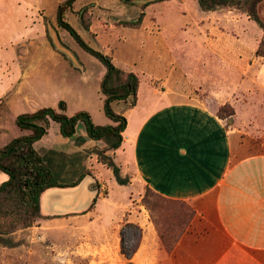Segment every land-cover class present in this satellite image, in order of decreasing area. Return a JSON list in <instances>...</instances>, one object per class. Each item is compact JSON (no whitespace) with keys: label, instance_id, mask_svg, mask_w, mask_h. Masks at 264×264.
Here are the masks:
<instances>
[{"label":"crops","instance_id":"crops-1","mask_svg":"<svg viewBox=\"0 0 264 264\" xmlns=\"http://www.w3.org/2000/svg\"><path fill=\"white\" fill-rule=\"evenodd\" d=\"M15 1L18 2L10 5L7 15L27 17L31 15L28 12L33 14L28 4L35 0ZM102 1L103 3L101 0L91 1L96 6L90 10L92 24L88 32L96 40L108 31L113 32L105 42L104 53L111 55L114 63L125 70L152 74L155 78L163 79L165 84L173 80L170 88H154V92L159 94L155 103L147 104L142 101L143 80L135 106L130 107L129 100L113 103L115 107L123 102L122 107L115 110L124 114L128 120L127 127L122 132L124 142L120 148L110 152L124 174L131 176L130 186H121L131 188L137 183L142 188L148 185L166 197L187 201L196 210L174 250L168 252L163 247L162 254L166 255L169 264H264V132L261 140L256 139L253 133L254 126H257V114L262 113L264 116V57L256 54L263 33L250 25L251 34H255L259 41L250 44L244 51L241 47L243 44L239 45L242 43L241 39L236 36V50L241 48V54L233 59V63L243 66V73H239L240 68L236 73L237 79L243 82L242 86L225 89L218 74L215 86L209 87L205 83L209 78L203 76L202 65L209 63L212 58L217 61L221 58L225 62L224 56L227 53L212 34L223 32L220 25L225 16L239 15L235 8L225 6L204 10L199 5L196 11L186 13L184 7L188 6V0H164L157 2L158 6L177 5L168 16H164L160 9H155L153 3L143 10L139 3L127 4L121 0H110L116 7L121 4L123 8L129 5L137 9L135 13L124 9L117 15L116 11L112 14L109 11V0H105L109 4ZM8 2L10 0H0V7ZM193 2L196 4V0ZM82 5L84 4L78 5L76 0L73 7L65 12V18L68 20V15L74 14ZM142 11L145 16L140 27L118 24L120 20L136 19ZM177 14H189L191 24L192 21H200V27L206 33L198 47L192 45L196 51L195 56L198 57L186 58V65H182L174 55L175 52H171L170 42L161 34L164 25L159 26L161 17L170 19ZM27 20L19 24H26ZM37 20L41 25L39 18ZM235 20L239 27V21L243 25L253 21L246 13H240V19ZM28 22L33 23V20L29 19ZM174 26L176 25L171 22L165 29L171 32L174 31ZM191 26L192 30L194 26ZM242 34L245 35L246 32L242 30ZM251 34L247 33L246 36L252 38ZM124 47L136 49L138 58L124 61ZM53 56L60 58L55 53ZM151 57L156 59L153 64L149 60ZM196 59L200 68L193 67L197 65V61H193ZM136 62L139 69L131 67L136 66ZM162 65L165 68H161ZM173 73L180 78L173 77ZM176 79L181 81L182 87L174 86L177 84ZM226 94L242 96L244 99L234 96L221 101L217 98ZM201 95H207L213 100L216 97L218 105L229 103L235 113L227 118H220L216 108L201 98ZM164 98L167 103L162 106L159 102ZM245 111L249 114L244 115ZM111 123L116 125L115 121ZM133 123L135 128L132 127ZM83 136L87 137V132ZM39 141L35 143V147ZM104 145L103 142L102 146ZM90 165V170L94 173L86 176L80 185L54 187L44 191L41 197V212L44 216L66 217L91 211L89 208L95 195L94 189H98L100 194L106 182L99 176L98 166L103 168L105 165L98 157ZM8 179L9 175L0 171V185ZM113 179L115 180L114 176ZM140 224L144 233L136 255L151 240L163 246L151 220Z\"/></svg>","mask_w":264,"mask_h":264},{"label":"rangeland","instance_id":"rangeland-1","mask_svg":"<svg viewBox=\"0 0 264 264\" xmlns=\"http://www.w3.org/2000/svg\"><path fill=\"white\" fill-rule=\"evenodd\" d=\"M65 1H32L30 5L28 4L30 10L33 11V14L28 12L31 17L7 15L8 8L13 3L18 2L15 0H10V2L0 7V148L12 139L31 132L29 129L20 128L16 123L19 114L31 113L43 107H53L62 112L58 105L61 100L66 102L65 112L68 115L85 110L90 113L96 124L113 125L111 123L113 120L104 111V94L101 91V80L106 71L105 65L97 57L83 49L73 36L58 23V7ZM91 1L78 0V5H84L79 10L74 11V14L70 13L68 20L65 19L77 29L90 46L104 52L105 42L110 39L113 32L108 31L96 40L90 32L85 30L81 21L82 9L86 7L88 13H90V10L96 6V3H91ZM101 2L103 3L102 0ZM108 2L104 0V4L110 3L111 10L109 11L111 14L115 11V14H121L124 9L130 13L137 11L136 8L129 5H125V8H123L121 4L116 7L112 4L113 1ZM152 5L156 10L160 9L164 16H168L177 6L160 7L157 2ZM187 5V7H184L186 13L190 10L196 11L200 4L198 0H196V4L193 0H188ZM230 7L235 8L239 15L233 16V14H230L225 16L222 25H220L223 32L217 31V34L216 32L212 34L221 48L228 53L224 56L226 60L224 62L221 58H219V61L212 58L209 63L202 65L203 76L209 78L205 82L207 86H215L216 77L220 75L221 83L224 84L225 89L229 90L243 84L242 80L237 79L236 76L239 68V73H243V66L233 63V59H237V56L241 54V48L238 51L236 50V36L241 39L242 43H239V41L238 43L239 45L243 44L241 47L244 51L250 44L259 41L255 34H251L252 27L261 34L263 33V29L255 21L246 22L245 25L239 21L241 26L236 25L235 19L237 21L240 19V13L247 14V12L244 8ZM257 8L258 14L264 22V0L258 4ZM176 9L178 10L179 7ZM247 17L249 18L248 14ZM38 18L41 25L38 24ZM26 19L33 20V23L27 20L26 24H19ZM170 19L164 17L159 19V26L164 25L161 34L170 42V46H172L170 50L172 53L175 52L174 55L178 61L182 65H186L184 64L186 58L198 57L195 56V48L200 45L202 39H205L206 33L200 27V21H192L194 28L191 30L192 24L189 21V14H177L171 16ZM171 22L176 25L173 28L174 31H166V25ZM186 22L191 25L188 24L187 26ZM13 23L17 25H12ZM48 24L58 33L63 45L76 55L78 65L55 47ZM242 30L246 32L245 35L242 34ZM239 31L241 33H238ZM247 33L251 34L252 38L246 36ZM52 52L58 54L60 58H54ZM136 52L137 50L134 48H125L124 61L138 58L139 53ZM149 60L153 64L156 59L151 57ZM193 61H197V65L193 67H201L198 59ZM135 64L136 66L131 65V67L139 69L138 63ZM163 67L165 68L164 65L161 66V68ZM137 73L140 79L143 80L142 101L147 104L155 103L156 98L159 97V94L154 92V88L164 90L170 88L173 82L172 80L165 84L163 79L155 78L152 74L144 75L145 72L140 71ZM167 75L169 76V74ZM176 76L180 78L178 74L173 73V77ZM176 83V85L173 84L175 87H182L179 79H176ZM235 95L226 94L217 98L221 101H227L229 98H234ZM235 97L244 99L242 96ZM201 98L214 106L216 110L221 106L216 104V97H213L215 99L213 100L207 95H201ZM159 103L164 106L167 101L164 98ZM122 105L123 102H120L113 107L117 110ZM243 114L247 115L249 113L245 111ZM261 114H257V126L253 128L254 136L258 140L262 139L264 132V116ZM251 121H254V119L251 118ZM132 127L135 128V123ZM85 133V125L80 121L77 124V132L73 137H63L60 133L59 123L51 119L48 133L41 138L42 140L40 139L36 149L42 153L53 149L71 156L80 152L81 159L75 160L73 163L80 170L83 167L90 169V163L97 159V155L92 151L96 147H103V142H95L94 139L91 142L89 140L91 138L85 136L86 141H89L78 144L77 140ZM69 169L68 167L65 171ZM98 170L100 171L99 176L102 181L106 182V186L101 189L97 203L90 212L66 217L40 219L33 226L17 231L10 236L12 238L10 244L6 245L0 241V264H169L166 255L161 252L164 246L153 240L144 250L141 249L139 254H135L134 259H127L121 253L120 232L122 226L126 222H132L138 224L144 233V228L140 223L151 220L150 212L142 204V196L148 185L141 188L136 183L131 188H126L113 179L107 167L100 168L98 166ZM110 176L112 180H110ZM161 226L165 228L164 223H161ZM133 230L131 229L127 233L128 239L134 238V235H132Z\"/></svg>","mask_w":264,"mask_h":264},{"label":"trees","instance_id":"trees-1","mask_svg":"<svg viewBox=\"0 0 264 264\" xmlns=\"http://www.w3.org/2000/svg\"><path fill=\"white\" fill-rule=\"evenodd\" d=\"M76 0H66L59 5L57 11L58 23L65 28L73 38L90 54L97 57L106 67L101 80V91L104 94V111L116 122V125L96 124L90 113L81 110L68 115L66 102L61 100L58 105L62 110L53 107H43L31 113L19 114L16 123L22 129L31 132L12 139L0 149V171L9 175V179L0 185V241L7 244L12 242L10 237L19 230L27 229L38 220L46 217L41 212V197L49 188L75 187L87 175H92L89 168L82 170L73 162L81 159V153L69 155L53 149L45 153L38 151L35 143L48 133L50 120L59 123L63 137L71 138L77 132V124L82 121L85 125L87 137L104 142L103 147H96L92 151L98 160L112 171L119 185H129L131 176L124 174L110 152L120 148L124 142L122 132L125 131L128 120L124 114L118 113L113 103L129 100L130 107L136 105L141 83L140 76L135 71H128L117 66L113 57L89 45L77 29L65 19V12L73 7ZM127 4H136L135 0H121ZM164 0H154L141 4L143 10L152 3ZM262 0H198L204 10H215L219 7L235 6L244 8L249 18L263 29V37L256 49L258 56L264 57V22L258 14V4ZM145 12L142 11L134 20H120L119 25L138 28L142 25ZM81 21L85 30L90 31L92 14L85 7L82 9ZM235 113L234 108L226 103L217 110L220 118H227ZM86 141V137H79L78 144ZM77 158V159H75ZM68 171H65L67 168ZM97 187L100 185L97 183ZM99 193L94 197L89 210L97 203ZM142 204L148 209L160 240L168 252H172L187 230L196 214L193 206L184 200L173 199L147 186L142 196ZM86 213V212H84ZM76 215V214H75ZM60 217V216H59ZM161 223L165 224L162 228ZM132 231L133 239H128L127 233ZM120 249L127 258L132 259L139 249L143 237V229L135 223L126 222L121 228Z\"/></svg>","mask_w":264,"mask_h":264},{"label":"water","instance_id":"water-1","mask_svg":"<svg viewBox=\"0 0 264 264\" xmlns=\"http://www.w3.org/2000/svg\"><path fill=\"white\" fill-rule=\"evenodd\" d=\"M149 1H154V0H135V2L139 3V4H143V3L149 2ZM48 29L51 31L53 43H54L55 47L60 52L64 53L69 59H72L76 65H78V59H77L76 55L73 53V51H71L69 48H67L65 45H63V43L60 41V39L58 37V33L55 31V29L50 27L49 24H48ZM93 182L95 183V181H93ZM81 183H82V181H81ZM94 191H95V195H94V197H95L98 193V189H94Z\"/></svg>","mask_w":264,"mask_h":264}]
</instances>
